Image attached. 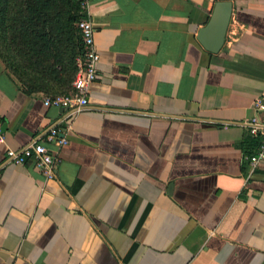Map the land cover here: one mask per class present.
Masks as SVG:
<instances>
[{
  "label": "crops",
  "instance_id": "0c3cea01",
  "mask_svg": "<svg viewBox=\"0 0 264 264\" xmlns=\"http://www.w3.org/2000/svg\"><path fill=\"white\" fill-rule=\"evenodd\" d=\"M217 0H89L100 59L88 104L27 94L0 58V264H264V0H230L218 52L197 32ZM60 125L67 142L47 140ZM36 139L55 176L7 158Z\"/></svg>",
  "mask_w": 264,
  "mask_h": 264
},
{
  "label": "trees",
  "instance_id": "16d2710c",
  "mask_svg": "<svg viewBox=\"0 0 264 264\" xmlns=\"http://www.w3.org/2000/svg\"><path fill=\"white\" fill-rule=\"evenodd\" d=\"M81 9L80 0H0V58L27 94L72 90Z\"/></svg>",
  "mask_w": 264,
  "mask_h": 264
},
{
  "label": "built area",
  "instance_id": "2783aa9c",
  "mask_svg": "<svg viewBox=\"0 0 264 264\" xmlns=\"http://www.w3.org/2000/svg\"><path fill=\"white\" fill-rule=\"evenodd\" d=\"M80 5L84 15L77 22V27L81 33L84 50L83 54L77 58L78 67L72 81V90L66 94L45 97L47 105L54 104L67 109V114L64 118L72 116L87 106L90 85L97 77V63L100 59L95 46V28L87 10L89 0H80ZM254 106L264 111V96L257 97L254 101ZM244 123L248 126L250 132L259 136L260 139L257 150L254 153L244 155L245 161L253 167L260 161H264V117L260 118L255 115L246 119ZM61 132L62 128L60 125L52 126L46 135L47 140L61 146L67 142L66 137ZM4 141V126L0 119V143ZM6 154L7 158L15 163L26 164L31 162L49 178L56 175L55 165L57 161L55 151L36 139L18 148L7 147Z\"/></svg>",
  "mask_w": 264,
  "mask_h": 264
},
{
  "label": "water",
  "instance_id": "95a60500",
  "mask_svg": "<svg viewBox=\"0 0 264 264\" xmlns=\"http://www.w3.org/2000/svg\"><path fill=\"white\" fill-rule=\"evenodd\" d=\"M232 9L230 0L215 1L207 23L199 28L197 39L208 51L218 52L224 44Z\"/></svg>",
  "mask_w": 264,
  "mask_h": 264
}]
</instances>
